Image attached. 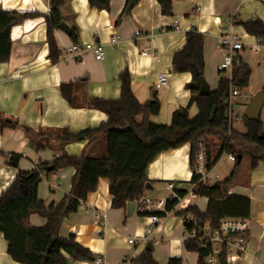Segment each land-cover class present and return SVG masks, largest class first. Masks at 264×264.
Returning a JSON list of instances; mask_svg holds the SVG:
<instances>
[{"label": "crops", "instance_id": "1", "mask_svg": "<svg viewBox=\"0 0 264 264\" xmlns=\"http://www.w3.org/2000/svg\"><path fill=\"white\" fill-rule=\"evenodd\" d=\"M138 1L127 12L126 0H111L107 9L91 7L88 0H65L60 8L61 16L70 29L76 30L77 36L73 41L70 33L60 29L55 32L60 55L54 64L47 56L49 47L45 41L43 15L24 18L11 28L10 56L8 61L0 63V117L15 122L17 126L0 128V193L19 171H29L40 162L51 163L61 155L78 156L82 152L91 158L106 157L105 135L92 142L84 139L69 143H61L56 135L64 129L78 132L104 122L107 114L87 103L95 98L117 99L120 95L118 76L123 70L128 71L131 91L140 104L153 95L159 99V113L150 116L149 120L170 124L172 112L188 103L190 93L185 85L191 79L189 73L172 71V55L183 46L185 33L192 28L203 35L204 77L210 90L218 86L220 77L230 75L229 72L222 75L217 70L224 56V52L218 49L219 36L230 32L242 37L244 47L239 56L250 68L247 87L239 94L248 102L243 95L252 98L262 91L264 47L258 45L255 51L248 50V46L256 43V37L246 33L239 22L255 18L264 21V0H172V15H163L156 0ZM49 3L50 0H0V8L21 14H46L50 10ZM123 9L126 13L120 17ZM173 21L177 22L176 29L168 26ZM115 35L119 36V41L112 43L110 40ZM98 43L104 48L102 60L94 57V46ZM72 44L81 48L79 55L66 52ZM161 72L168 74V84L156 89L154 84ZM69 82L75 84L72 105L58 89L59 84ZM196 112L195 105H191L189 115L194 116ZM262 115L264 107L260 119ZM262 122L264 131V120ZM233 124L235 126L236 122ZM207 143L211 158L215 159L222 151V144H216L211 138ZM189 150V143H184L163 151L147 167L150 188H145L144 196L153 198L156 186L162 183L166 186L168 182L178 190H186L183 197H177L178 203L171 211L165 210V202L162 207H157L153 199V213L163 214L157 215V224H152L149 215L140 212L138 202H135L131 215H128L127 206L111 207L108 179L99 178L96 189L86 196L78 209L61 220L58 235L67 237L73 234L76 241L102 258L100 264H140L133 260L145 251L148 242L154 240L158 242L152 244V256L157 264H165L172 256H180L183 264H197V254L187 251L183 245L186 236L183 217L176 214L188 206H195L203 212L209 200L193 192ZM11 154L20 156L17 167L7 163ZM218 160L209 171L211 183L219 180L218 174L211 176ZM238 167L226 194L244 195L251 200L247 218L249 229L246 250L237 253L229 245L230 258L227 261L229 264H263L264 165L258 162L251 169L249 156L244 155ZM231 170L225 172L222 180ZM73 174L74 168L65 167L43 176L38 185V198L46 207L57 204L69 192ZM97 212L106 216L102 225L94 223ZM29 222L40 226L45 223V218L32 213ZM146 234L150 239L144 242ZM130 238L135 242L130 244ZM214 246L221 247L217 243ZM0 264H22L8 254L7 241L1 232ZM68 264L97 263L79 261Z\"/></svg>", "mask_w": 264, "mask_h": 264}, {"label": "trees", "instance_id": "2", "mask_svg": "<svg viewBox=\"0 0 264 264\" xmlns=\"http://www.w3.org/2000/svg\"><path fill=\"white\" fill-rule=\"evenodd\" d=\"M111 0H88L91 7L107 9ZM129 0H126V6ZM163 15H172V0H156ZM65 0H50V10L46 14L39 12L18 13L15 10L0 8V63L6 62L10 56V30L24 18L43 15L46 25V44L48 59L54 64L59 60L60 51L56 45L55 32L63 21L60 8ZM123 9L121 16L125 15ZM18 17V18H17ZM246 33L264 42V21L255 18L240 21ZM76 30L71 29L70 37L76 41ZM203 35L192 28L185 33L183 46L172 55V71L189 73L191 79L185 88L189 90L188 103L172 112L170 124L154 123L149 120L160 110L159 99L155 95L140 104L131 91L130 75L123 70L118 79L120 81V95L117 99L95 98L87 105L103 111L107 119L99 126L85 128L78 132L62 130L56 139L61 143L73 141L88 142L105 135L107 142V156L91 158L82 152L78 156L61 155L51 163L40 162L29 171H19L10 184L0 193V232L7 241V252L14 261L22 264H68L70 262H94V254L87 246L76 241L73 234L67 237L58 235L60 222L68 214L75 212L86 196L96 189L99 178L108 179V190L111 196V207L125 208L129 202H138L144 196L145 185L148 181L146 170L148 165L163 151L189 143L188 164L192 172L190 182L196 184L198 178L194 172L199 144L207 150L210 158L207 169L210 170L224 152L236 154V160L230 174L223 180L211 184L194 186L193 192L207 197L206 209L200 212L195 206H188L177 211L181 217L191 215L199 222H207L209 227L215 228L224 217L249 218L250 199L244 195L226 194L236 175L238 165L244 155L250 159L253 169L262 162L264 165V131L262 119H246L242 115L241 129H237L228 119L231 105L228 101L232 89L242 90L247 87L250 76L248 65L240 61L231 70L230 78L220 77L216 88L208 95L199 94V78L204 75ZM74 82L59 84L60 95L72 103ZM264 91V84L262 87ZM195 105L197 112L189 115V108ZM141 118L138 120V118ZM17 124L9 119L0 117V128L12 127ZM219 137L222 148L215 159L211 158L207 140L209 137ZM236 143L240 150L233 148ZM241 156L238 162V156ZM20 156L11 154L7 163L17 167ZM65 167L74 168L69 192L57 204L48 207L38 198V185L43 176L56 172ZM179 197L186 194V190L176 189ZM178 198H167L165 210L171 211L178 203ZM66 201L63 215L60 209ZM35 213L45 218L40 226L29 222L30 214ZM162 216V213H153ZM147 215V214H144ZM186 230L192 225L184 223ZM185 230V232H186ZM187 233V232H186ZM183 245L187 251L197 254V264H229L226 256L228 245L221 246L216 262L210 263L207 257L212 252V243L202 244L195 238L186 237ZM133 261L140 264H157L152 251L145 250ZM165 264H183L180 256L169 257ZM264 264V263H263Z\"/></svg>", "mask_w": 264, "mask_h": 264}, {"label": "built area", "instance_id": "3", "mask_svg": "<svg viewBox=\"0 0 264 264\" xmlns=\"http://www.w3.org/2000/svg\"><path fill=\"white\" fill-rule=\"evenodd\" d=\"M169 27L176 29L177 28V22L173 21L170 24H168ZM242 37L235 33H223L219 36L218 40V49L222 52H224L223 60L217 65V70L220 74H224L225 72H229L231 76V70L232 67L236 64H238L241 59L239 56V52L243 49V42L241 40ZM112 43H117L119 41V36L115 35L112 36L111 40ZM258 45H261L264 47V42L261 38H256V43L254 45L248 46V50L255 51L256 47ZM94 57L97 60H102L104 56V48L102 44H96L94 46ZM80 49L77 44H72L69 48L66 49V52L70 55L77 56L80 54ZM168 84V74L165 72H161L158 74L157 79L155 81L154 87L156 89H160L165 87V85ZM240 90L232 89L230 92V96L228 98V101L231 105V97L235 95H239ZM245 100L248 102L250 101L251 97L248 94L243 95ZM228 120L230 122H242V116H237L233 114L232 109L228 112ZM199 153L197 156V162L196 166L194 168V172L198 178V182L196 184H193L194 186H197L198 184L205 185L210 184L209 180V171L207 169V164L209 161V157L207 155V150L204 148L202 144H199ZM226 153V157L228 161L234 162L236 160V154L232 152H224ZM166 189L169 191V198L170 199H176L177 193L176 188L174 187L173 183L168 182L166 185ZM152 201L153 199L151 197L143 196L139 201L138 204L140 206V212L143 214L149 215V219L152 224H157L159 222V217L155 214H152ZM106 221V216L103 212H97L95 214L94 223L98 225L104 224ZM184 223L191 224L192 228L191 230H186V236L184 239L188 236L190 238H195L198 242L205 244L206 242L212 243V252L207 257V261L210 263L216 262V256L220 253L221 247L216 248L214 246L215 243L220 244L221 246L223 244H227L228 246L231 245L237 253H241L244 250H246V244H247V232L249 229V224L246 218H233V217H224L220 220L219 225L215 228L209 227L207 222H199L196 218H194L191 215H186L183 218V226L185 228ZM149 234V232H148ZM146 234L143 236V240L148 241L150 238ZM183 239V240H184ZM129 243H134V239L130 238ZM151 242V241H150ZM158 241L154 240L152 244H156ZM230 258L229 253L227 252L226 259ZM95 262L97 264H100L102 262V258L100 256H97L95 258Z\"/></svg>", "mask_w": 264, "mask_h": 264}, {"label": "water", "instance_id": "4", "mask_svg": "<svg viewBox=\"0 0 264 264\" xmlns=\"http://www.w3.org/2000/svg\"><path fill=\"white\" fill-rule=\"evenodd\" d=\"M137 2H139V1L138 0H129L127 7H126V11L129 12L136 5ZM19 22H20V19L17 20V23H19ZM58 29L64 31L67 34H69L71 32L70 27L63 21L59 24ZM210 91L211 90H210L207 82L205 81L204 77L201 76L199 78V94L200 95H208L210 93ZM263 107H264V91H260V92L256 93L250 99L248 104L246 105V108L244 111V116L246 117V119H249V120H259L261 110ZM240 159H241V156L239 155L238 156V162H240ZM145 188H150L149 182L146 183ZM65 206H66V201L61 206L60 216L63 215V212L65 210ZM134 208H135V202H129L127 204L128 215L132 214ZM153 247L154 246L152 245V243L148 242L146 244L145 250L152 251Z\"/></svg>", "mask_w": 264, "mask_h": 264}, {"label": "rangeland", "instance_id": "5", "mask_svg": "<svg viewBox=\"0 0 264 264\" xmlns=\"http://www.w3.org/2000/svg\"><path fill=\"white\" fill-rule=\"evenodd\" d=\"M204 77V75H203ZM205 81L207 82L209 88H210V84L209 82L207 81V79L204 77ZM248 104V102H245L243 101L242 97H241V94L239 95H235V96H232L231 97V107H232V111H233V114L236 115H239L241 114V116L243 115L244 111H245V108H246V105ZM262 120H264V115H262ZM236 124H235V127L237 129H241V123L240 122H237L235 121ZM238 123V124H237ZM212 139L213 142H215L216 144H220L222 142V140L219 138V137H209ZM232 145H233V148L235 150H240V148L237 146L236 143L232 142ZM219 164L217 165V167L212 170V173L211 176L215 175V174H218V179L219 180H222V178L224 177L225 175V172L227 170H231L232 166L234 165V162L232 161H228L227 160V157H226V153H223L219 160H218ZM166 186L162 183L158 186H156L157 188V191L155 190L154 193H152V199H154L155 201V205L157 207H162L164 205V202L165 200L168 198L169 194L165 188Z\"/></svg>", "mask_w": 264, "mask_h": 264}]
</instances>
